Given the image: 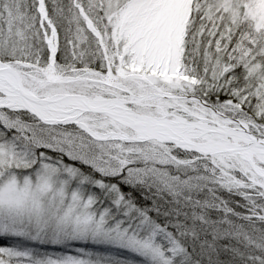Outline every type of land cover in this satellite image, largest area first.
<instances>
[{
    "label": "snow or ice",
    "instance_id": "6c2138e0",
    "mask_svg": "<svg viewBox=\"0 0 264 264\" xmlns=\"http://www.w3.org/2000/svg\"><path fill=\"white\" fill-rule=\"evenodd\" d=\"M0 264H264V0H0Z\"/></svg>",
    "mask_w": 264,
    "mask_h": 264
}]
</instances>
